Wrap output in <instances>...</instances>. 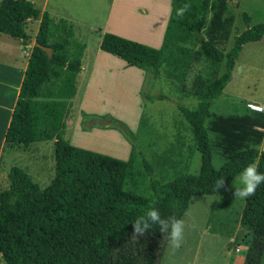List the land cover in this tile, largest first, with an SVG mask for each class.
<instances>
[{
	"label": "trees",
	"instance_id": "16d2710c",
	"mask_svg": "<svg viewBox=\"0 0 264 264\" xmlns=\"http://www.w3.org/2000/svg\"><path fill=\"white\" fill-rule=\"evenodd\" d=\"M230 1L172 0L161 48L109 32L102 36V51L146 73H164L185 96L198 101L195 109L180 105L179 111L202 155L199 175L188 173L190 154L182 173L171 178L167 168L169 173L161 171L158 178L149 160L143 161L144 170L136 169V150L125 161L76 147L65 138L85 45L77 40L74 25L67 20L42 13L29 0H0V33L28 46L31 37L27 23L41 19L36 44L54 50L49 59L45 51L33 47L6 143L28 147L55 141V178L49 187L41 189L25 170L14 167L8 174L9 187L0 189V264H161L168 234L160 233L159 225H153L144 235L135 237L132 222L153 204L163 218L183 219L194 197L226 190L256 158L260 160L259 171L264 173V151L260 149L264 112L247 108L242 115L224 116L211 111L231 82L244 46L264 39L261 23L237 36L228 53L216 46ZM185 3L191 8L182 17L177 16V9ZM244 18L248 23L249 16L245 14ZM201 61L210 62L216 69L224 64L225 72L206 86H199L193 94L187 93L189 72ZM144 99L155 101L162 97L144 94ZM108 120L128 139H136L125 123ZM175 147L186 148L182 136ZM213 147L227 160L219 170L212 163ZM159 155L162 154L154 156L157 165ZM184 161L172 160L169 168L178 170ZM147 176L149 186L141 188ZM220 177L225 179V188L216 192L215 181ZM241 227L251 237L244 264H261L264 184L246 199ZM239 240L237 237L236 243Z\"/></svg>",
	"mask_w": 264,
	"mask_h": 264
},
{
	"label": "rangeland",
	"instance_id": "374dc122",
	"mask_svg": "<svg viewBox=\"0 0 264 264\" xmlns=\"http://www.w3.org/2000/svg\"><path fill=\"white\" fill-rule=\"evenodd\" d=\"M63 1L67 3L66 10L79 13L87 25L95 23L97 30H103L92 34L88 27H75L77 38L87 44L86 56L90 60L87 62H93L90 72H85H88V77L83 86L82 76L79 77V90L67 119L65 138L76 147L121 160H127L129 153L136 150L139 154L136 169L144 170L143 161L149 160L154 163L158 178L161 171L170 172L171 178L182 173L186 168L185 162L192 154L188 173L194 176L196 170L200 173L202 155L196 150L189 124L179 111L180 105L195 109L198 101L193 96H185L164 73L157 76L127 67L124 61L100 49L106 28L124 38L161 48L170 18L171 2L168 6L165 3L152 5L151 16H147L144 9L147 6L143 0H125L124 4L117 2V5L115 0H52V4ZM41 5L40 2L36 3L37 7ZM139 6L136 10L135 7ZM245 14L250 18L248 23ZM261 23H264V0H231L223 29L215 44L228 53L237 36ZM36 24L27 23V32L32 38L36 34ZM2 72L0 68V79ZM224 72V64L216 69L208 61L197 62L189 72L185 89L193 94L199 86H206ZM144 94L161 96L162 99L148 101L144 99ZM249 103L259 106L264 103V39L244 46L235 63L231 82L214 102L211 111L224 116L242 115L247 108L250 109ZM108 118L115 120V124L117 121L125 123L136 134V139H128L119 128L111 127V122L106 121ZM181 136L186 148L176 150L175 144ZM211 139L213 142L214 135H211ZM261 150L264 151V144ZM29 151L28 155L18 154L15 167L29 171L33 181L41 189H46L55 178L54 142H37ZM212 151L214 166V161L223 158L215 147ZM157 154H162L159 155L161 159L158 165L154 160ZM178 159L185 160L178 170L173 166L169 168L172 160ZM7 178L0 189L9 187ZM149 181L150 177L147 176L141 188L149 186ZM233 185L239 186V177L216 195L192 199L183 218L185 231L182 245L174 250L167 244L161 264H244L251 238L241 227L246 200L234 198ZM237 237L240 238L238 243ZM261 264H264V256Z\"/></svg>",
	"mask_w": 264,
	"mask_h": 264
},
{
	"label": "crops",
	"instance_id": "0c3cea01",
	"mask_svg": "<svg viewBox=\"0 0 264 264\" xmlns=\"http://www.w3.org/2000/svg\"><path fill=\"white\" fill-rule=\"evenodd\" d=\"M29 1L33 2L35 4V6H36L37 2H40L42 4L41 7H37V6L36 7L39 8L42 13L48 12L52 17H54L56 19L67 20L68 22H70L74 25V28L77 26H80L79 28H81V29L88 27L87 29H89L90 33H92V34L98 33V31L100 32L102 30V29L97 30V28H96L97 26L95 27V23H94V25L92 24V26L87 25L79 13H75V12L73 13V11L71 12L70 10H66L65 5H67V3L64 1L60 2V3L56 2V4H52V0H29ZM143 1H144L143 4L147 6V8H144L147 11L145 13V15H147V16L148 15L151 16V10L153 9L152 5H154V4L165 3L168 6L171 2V8H172V0H143ZM117 2L120 4H124L125 0H120V1L115 0V5H117ZM135 8L137 10L140 8V6L135 7ZM170 14H171V10H170ZM28 22H29V24L32 22H33V24L37 23L36 24L37 25L36 26L37 27L36 34L33 38L31 37L30 45H28V46L23 45L20 40H17V39H15L9 35L0 33V68L3 71L2 72L3 75L0 79V88H1L0 89V93H1L0 94V186L3 184V182H5V178L8 177L10 170L16 166L15 164H16V158H17L18 154L23 153V154L28 155V153H30L29 150H31L34 147V145L37 144V143H34V144H31L30 146L26 147V146H16V145H11V144L6 143V134H7V131L9 129V126L11 123L12 115H13L14 109L16 107V103H17V100H18V97L20 94L22 83L24 81L25 72H26L27 67H28L29 58L31 56L33 47L36 44V36H37L38 31H39L41 19H39L37 21L36 20H29ZM105 30L106 31H104V33L109 32L107 28ZM75 33H76V29H75ZM109 33H111V32H109ZM113 34H115V33H113ZM116 35H118V34H116ZM76 38H77V35H76ZM77 40L79 42H81L78 38H77ZM137 41L139 42V40H137ZM83 42L84 41H82L81 43L85 45V51H84L83 58H82V72L80 74L82 76V86L84 85V83L87 82V77H88L87 74H88V72H90L91 62H93V61H91L90 63L87 62L89 60L88 57L86 56L87 44H85V42L84 43ZM148 42H151V41H148ZM140 43H144V42L140 41ZM101 52L106 53L102 50H101ZM106 54H109V53H106ZM109 55H111V54H109ZM112 56H114V55H112ZM126 66L131 67L127 63H126ZM135 68H137V67H135ZM86 70H88L87 73H85ZM78 80H79V78H78ZM77 85H78V82H77ZM77 87L79 90V86H77ZM77 94H78V91H77ZM253 103H249V104H253ZM260 106L264 107V103L260 104ZM83 109H85V108H83ZM53 142L55 145V141H53ZM263 144H264V140H263V143L261 145V148H262ZM129 154H131V153H129ZM23 156H25V155H23ZM128 156H129L128 157V159H129L130 155H128ZM127 160H125V161H127ZM23 166H25V165H23ZM27 172L29 173L30 176H32L29 171H27Z\"/></svg>",
	"mask_w": 264,
	"mask_h": 264
},
{
	"label": "clouds",
	"instance_id": "9594fccd",
	"mask_svg": "<svg viewBox=\"0 0 264 264\" xmlns=\"http://www.w3.org/2000/svg\"><path fill=\"white\" fill-rule=\"evenodd\" d=\"M190 8L191 5L185 3L177 9V16L182 17ZM225 163H227V160L218 158L214 161V167L219 170ZM259 167L260 160L256 158L242 169L239 174V186L233 185V196L235 199L246 200L254 196L257 188L261 184H264V173L259 171ZM194 174L199 175L198 170ZM214 188L216 192L221 188H225L224 177H220L215 181ZM153 225H159L160 233L168 234V244L172 249L175 250L181 247L185 231V222L183 219H177L171 216L163 218L159 209L153 204L144 215L139 216L132 222L133 236L144 235Z\"/></svg>",
	"mask_w": 264,
	"mask_h": 264
},
{
	"label": "water",
	"instance_id": "95a60500",
	"mask_svg": "<svg viewBox=\"0 0 264 264\" xmlns=\"http://www.w3.org/2000/svg\"><path fill=\"white\" fill-rule=\"evenodd\" d=\"M37 47L41 48L43 51H45L48 55L49 59H52L54 50L52 48L41 46L40 44H35ZM243 230V229H242Z\"/></svg>",
	"mask_w": 264,
	"mask_h": 264
},
{
	"label": "built area",
	"instance_id": "2783aa9c",
	"mask_svg": "<svg viewBox=\"0 0 264 264\" xmlns=\"http://www.w3.org/2000/svg\"><path fill=\"white\" fill-rule=\"evenodd\" d=\"M248 107H249L251 110H254V111L264 112V107H261V106L255 105V104H248ZM259 109H260V110H259ZM261 109H263V110H261Z\"/></svg>",
	"mask_w": 264,
	"mask_h": 264
},
{
	"label": "bare ground",
	"instance_id": "6f19581e",
	"mask_svg": "<svg viewBox=\"0 0 264 264\" xmlns=\"http://www.w3.org/2000/svg\"><path fill=\"white\" fill-rule=\"evenodd\" d=\"M260 110V109H259ZM261 110H263V109H261Z\"/></svg>",
	"mask_w": 264,
	"mask_h": 264
}]
</instances>
